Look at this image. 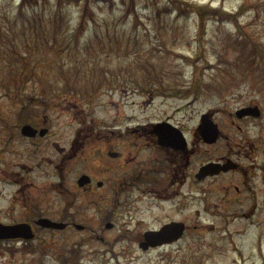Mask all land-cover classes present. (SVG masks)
<instances>
[{
    "label": "rangeland",
    "instance_id": "1",
    "mask_svg": "<svg viewBox=\"0 0 264 264\" xmlns=\"http://www.w3.org/2000/svg\"><path fill=\"white\" fill-rule=\"evenodd\" d=\"M56 1L27 0L19 8L20 0H0V102L8 86L23 84L25 93L41 102V117L65 121L83 112L106 126L115 119L124 131L168 117L190 125L221 101L227 100L224 106L231 108L264 98L260 88L264 86V0H180L188 4L181 6L185 12L167 5L168 0H78L60 6ZM85 3L89 14L78 34ZM192 6L215 11L205 14L200 26ZM244 36L255 43L236 46L234 38ZM254 44L258 49L251 57ZM248 63L260 68V81L255 82L259 77L253 74L245 76L250 73L243 71ZM112 87L119 89L112 91ZM148 90H152L151 103L146 105L150 97L142 92ZM65 96L70 103L59 106ZM36 180L52 178L40 173ZM150 207L139 234L165 221L169 213L168 205L162 212ZM187 217L190 231L171 248L142 253L123 240L116 247L119 262L264 263V210L253 217L202 213ZM76 219L85 223L79 216ZM87 220L99 228L97 219ZM130 221L134 230L129 235L134 236L135 221ZM194 224L199 225L197 231L192 230ZM87 234L41 232L31 243L34 252H1L0 264H61L59 257L80 243L81 264H115L102 244L84 240ZM118 234L119 230L113 235ZM39 250L50 256L44 257Z\"/></svg>",
    "mask_w": 264,
    "mask_h": 264
},
{
    "label": "flooded vegetation",
    "instance_id": "2",
    "mask_svg": "<svg viewBox=\"0 0 264 264\" xmlns=\"http://www.w3.org/2000/svg\"><path fill=\"white\" fill-rule=\"evenodd\" d=\"M254 106L259 109L253 113L257 117L235 114L238 109ZM2 110L0 221L5 224L35 222L47 217L66 224L63 231L72 230L76 224L71 213L102 218L114 229L113 216L117 218L127 211L129 215L124 216L132 220L144 213L142 203L147 195L158 197L169 205L174 215L180 216L166 222L182 221L184 208L190 203L203 202V207H207L208 198L226 203L229 208V204L251 205V212L264 203V108L260 99L245 102L229 113L225 111L228 117L221 123L213 112L211 119L219 134L211 143L203 140L199 118L190 129L175 124L182 133L183 143L175 135L176 141L170 140L168 147L158 144L152 128L139 135L114 131L92 134L84 130L72 133L68 122L52 123L46 119L41 123L38 112L29 111L23 100L5 101ZM24 125H29L31 135L24 134ZM40 129L46 132L41 135ZM121 136L124 139L120 140ZM87 151L92 152L90 157ZM143 151L148 153L141 157ZM73 159L83 165L95 161L96 165L72 178ZM229 160L235 164L228 171L198 176L201 166ZM41 169L51 170L54 177L44 185L45 191H40L36 180ZM81 174L90 178L83 186L77 183ZM42 204L46 206L42 208ZM61 209L67 212L63 216ZM138 227L136 224V235H139ZM95 238L106 243L102 235L96 234ZM14 241L22 248V240L3 243ZM107 247L111 252L112 244Z\"/></svg>",
    "mask_w": 264,
    "mask_h": 264
},
{
    "label": "water",
    "instance_id": "3",
    "mask_svg": "<svg viewBox=\"0 0 264 264\" xmlns=\"http://www.w3.org/2000/svg\"><path fill=\"white\" fill-rule=\"evenodd\" d=\"M40 224L44 226H56L55 223L49 220H41ZM28 226L27 225H18L14 227H1L0 226V237H15V236H24L25 238H30L31 235H28Z\"/></svg>",
    "mask_w": 264,
    "mask_h": 264
},
{
    "label": "trees",
    "instance_id": "4",
    "mask_svg": "<svg viewBox=\"0 0 264 264\" xmlns=\"http://www.w3.org/2000/svg\"><path fill=\"white\" fill-rule=\"evenodd\" d=\"M27 0H22L21 4H20V8L23 7L26 4ZM69 2H73L74 0H68ZM167 5H169L170 7L174 6V7H181L182 5H188L186 2L180 1V0H168ZM197 14L202 18L203 16H205V14H209L211 11L206 9V8H195ZM86 9H85V13H86ZM88 14H89V10H88ZM87 14V15H88ZM83 17L81 18L80 21V25H83Z\"/></svg>",
    "mask_w": 264,
    "mask_h": 264
}]
</instances>
